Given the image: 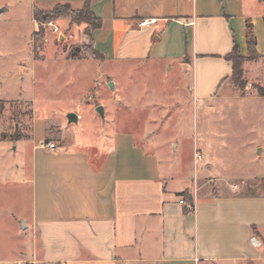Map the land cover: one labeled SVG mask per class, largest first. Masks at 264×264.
I'll use <instances>...</instances> for the list:
<instances>
[{"label":"crops","instance_id":"crops-1","mask_svg":"<svg viewBox=\"0 0 264 264\" xmlns=\"http://www.w3.org/2000/svg\"><path fill=\"white\" fill-rule=\"evenodd\" d=\"M85 2L32 0L40 10L58 4L79 10ZM90 8L100 19L91 32L92 50L100 56L94 60L160 65L166 82L179 74L178 85L191 75L196 104L205 106L226 88L233 75L226 57L235 42L242 57L249 55V25L264 60V0H94ZM59 22L76 36L87 28L68 18ZM66 57L68 63L86 60ZM70 113L78 116L77 125L82 120L80 112L65 110L56 142L47 121L33 113L29 173L17 180L23 188L16 204L26 205L28 214L19 208L14 214L29 250L7 252L1 241L0 264L264 263V194L230 185L213 191L205 179L191 187L189 168L184 173V164L174 162L180 148L174 119L163 126L173 133L168 139L156 141L143 124L127 121L125 130L92 143L71 134ZM184 193L193 206L180 204ZM3 198L14 204L13 196Z\"/></svg>","mask_w":264,"mask_h":264},{"label":"rangeland","instance_id":"rangeland-1","mask_svg":"<svg viewBox=\"0 0 264 264\" xmlns=\"http://www.w3.org/2000/svg\"><path fill=\"white\" fill-rule=\"evenodd\" d=\"M1 9L6 11L0 15V244L5 242L7 252L13 247L29 250L18 235L23 225L14 214L17 208L28 214L26 205L16 204L23 188L17 180L29 173L34 114L47 121L55 142L61 138L65 110L70 109L82 114L71 134L92 143L114 130H125L127 121L143 124L156 141L168 139L173 133L163 126L174 119L172 126L180 129L174 162L179 168L180 162L184 164L180 168L184 173L189 168L191 187L205 179L213 191L230 185L246 194H264V60L246 62L242 80L232 77L203 106L191 96V75L178 85L179 74L166 82L160 65L96 61L86 28L76 36L61 27L63 18L55 21L62 30L60 37L45 26L40 31L32 0H0ZM37 32L41 35L34 41ZM68 56L74 62L86 60L68 63ZM109 83H117L120 98ZM99 106L104 108V119L96 111ZM157 109L162 116H155ZM208 164L211 170L204 168ZM4 194L13 196L14 204H8Z\"/></svg>","mask_w":264,"mask_h":264},{"label":"trees","instance_id":"trees-1","mask_svg":"<svg viewBox=\"0 0 264 264\" xmlns=\"http://www.w3.org/2000/svg\"><path fill=\"white\" fill-rule=\"evenodd\" d=\"M93 1L94 0H86L83 8L79 10L73 9L68 4L55 5L49 11H44V10L35 8L34 9V20L37 26L39 27L40 31L45 30L42 27L46 23L50 21H59L63 18L70 19L71 25L86 24L87 25L86 33H87V36L90 38L91 45H92L91 32L100 27V19L94 15V13L92 12L90 8L91 3ZM40 35L41 34L39 32L34 33V41H36V39H38ZM247 40H248V52H249V55L247 57L241 56L240 48L236 44V42L234 43L233 51L231 52V54H229L226 57L227 60L232 63V66H233L232 77L237 82H240L242 80V77L244 74V68H243L244 64L246 62H251L255 60L256 58H261L256 53V38L253 34V31L250 25L248 26V30H247ZM75 51H77V49ZM92 54L95 58L100 57L95 51H92ZM183 196H184L185 202H187L189 206H193V200L190 197V195H188L187 193H184Z\"/></svg>","mask_w":264,"mask_h":264},{"label":"built area","instance_id":"built-area-1","mask_svg":"<svg viewBox=\"0 0 264 264\" xmlns=\"http://www.w3.org/2000/svg\"><path fill=\"white\" fill-rule=\"evenodd\" d=\"M147 24H148V21H144V22H141L139 26L140 27H145V26H147ZM44 26L47 27L48 29H50L52 35L57 36V37L61 36L62 30L55 23V21H50V22L46 23ZM45 147H47L48 149L53 150L55 148V145L53 143H47L45 145ZM180 204H182V205L185 204L184 198L181 199Z\"/></svg>","mask_w":264,"mask_h":264},{"label":"water","instance_id":"water-1","mask_svg":"<svg viewBox=\"0 0 264 264\" xmlns=\"http://www.w3.org/2000/svg\"><path fill=\"white\" fill-rule=\"evenodd\" d=\"M5 11H6V9H1V10H0V15H1L3 12H5ZM109 88L113 91L114 88H115V87H114V84H113V83H109ZM96 111H97V113L100 115V117H101L102 119L105 118V114H104V108H103V106H99V107H97ZM67 119H68V123H69V124H72V123L77 124V122H78V116H77L76 114H74V113H70V114H68V115H67Z\"/></svg>","mask_w":264,"mask_h":264}]
</instances>
